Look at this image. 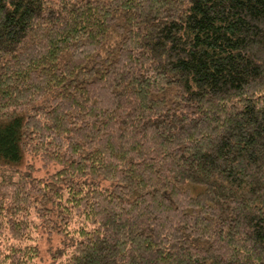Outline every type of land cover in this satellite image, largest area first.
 <instances>
[{
	"label": "trees",
	"instance_id": "1",
	"mask_svg": "<svg viewBox=\"0 0 264 264\" xmlns=\"http://www.w3.org/2000/svg\"><path fill=\"white\" fill-rule=\"evenodd\" d=\"M0 177V264H264V0H0Z\"/></svg>",
	"mask_w": 264,
	"mask_h": 264
},
{
	"label": "rangeland",
	"instance_id": "2",
	"mask_svg": "<svg viewBox=\"0 0 264 264\" xmlns=\"http://www.w3.org/2000/svg\"><path fill=\"white\" fill-rule=\"evenodd\" d=\"M28 161L34 166V171L32 172V175L36 178H46L50 174L55 172L57 169L61 168L58 164H52L46 168L43 165V162L40 157L28 156ZM22 170L25 172L29 171L26 166L23 167ZM102 184L105 186H109V183L106 181H102ZM36 243L40 248V259L38 261V264H51L52 258L49 250L50 248H52L53 250L62 248L63 238L56 232H52L50 234L49 232L40 229L37 235Z\"/></svg>",
	"mask_w": 264,
	"mask_h": 264
}]
</instances>
